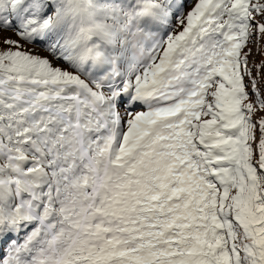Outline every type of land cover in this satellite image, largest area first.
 <instances>
[{
    "label": "snow or ice",
    "instance_id": "6c2138e0",
    "mask_svg": "<svg viewBox=\"0 0 264 264\" xmlns=\"http://www.w3.org/2000/svg\"><path fill=\"white\" fill-rule=\"evenodd\" d=\"M0 264H264V0H0Z\"/></svg>",
    "mask_w": 264,
    "mask_h": 264
},
{
    "label": "rangeland",
    "instance_id": "374dc122",
    "mask_svg": "<svg viewBox=\"0 0 264 264\" xmlns=\"http://www.w3.org/2000/svg\"><path fill=\"white\" fill-rule=\"evenodd\" d=\"M252 47H253V50H254V52H255V45H253ZM253 58L256 59V60L258 61L261 57H259V56H254ZM253 58H250V63H251V59H253Z\"/></svg>",
    "mask_w": 264,
    "mask_h": 264
}]
</instances>
